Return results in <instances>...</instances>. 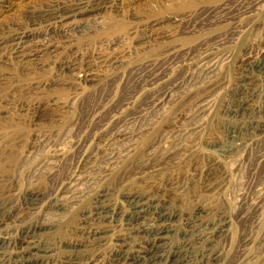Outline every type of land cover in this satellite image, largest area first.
Listing matches in <instances>:
<instances>
[{"label": "rangeland", "instance_id": "1", "mask_svg": "<svg viewBox=\"0 0 264 264\" xmlns=\"http://www.w3.org/2000/svg\"><path fill=\"white\" fill-rule=\"evenodd\" d=\"M72 1L14 0L0 11L3 36L6 28L27 33L19 42L24 51L35 48L36 39L52 45L34 62L0 50V160L16 161L5 166L12 196L0 191V200L16 205L27 189L54 190L72 169L82 171L81 189L89 192L118 165L120 181L147 167L131 190L108 185L115 205L118 192H137L163 200L180 220L193 208L203 219L223 214L228 236L217 248L225 263L264 264V73L243 69L264 60V0L250 17L226 22L218 20L223 8L253 0H107L70 43L57 34L47 43L42 27L17 31L28 12ZM206 63L213 66L210 75L201 71ZM118 131L131 137L115 144ZM145 138L150 142L142 149ZM222 140L223 151L217 147ZM147 165L154 169L149 176ZM33 212L21 209L18 217L28 221ZM116 225L123 230L122 222ZM72 234L86 243V236Z\"/></svg>", "mask_w": 264, "mask_h": 264}, {"label": "bare ground", "instance_id": "2", "mask_svg": "<svg viewBox=\"0 0 264 264\" xmlns=\"http://www.w3.org/2000/svg\"><path fill=\"white\" fill-rule=\"evenodd\" d=\"M12 1L14 0H0V11L7 8ZM262 1L263 0H253L249 5L239 7L233 11H226L227 8H223L222 11L224 12V16L218 20H221V22L225 21V19L234 20L240 15L248 18L254 11L258 10ZM106 2L107 0H75L69 3H53L40 11L28 12L24 22L25 27H21L17 31L21 32V30L26 27L34 30L36 29L35 27H42L45 28V30L40 37H43L46 42H50L51 38L53 39L54 35L57 34L58 41L63 40L62 42L64 44L70 43L72 38H75L81 32L82 26L86 22L90 21V19L97 15L102 9H105ZM108 6L109 5H107V7ZM235 6L237 7L238 5ZM248 21L250 23L251 20ZM228 23L229 21L227 24ZM241 24L242 23H240V25ZM3 33V30H1L0 50H10L13 54H18L20 60H30V62L37 61L43 52H47L50 46L52 47V45H45V42L43 44L41 40L38 41L39 39H36L35 42H31V44H34L35 48L30 51H24L26 48L19 46V42L27 38L26 32L13 33L11 28H6L7 35L3 36ZM218 38H220V36H218ZM53 46H55V44ZM208 52L209 55L212 54L210 51ZM209 55H205V57L207 58ZM212 67L210 63H206L204 67L201 68V71L205 75H210L209 73L212 72ZM243 69L245 72L256 71L257 73H264V60L248 63ZM240 70L242 71V69ZM167 92H165V94ZM153 106L155 105L153 104ZM121 131H118L114 136L113 140L115 144H120L122 141L128 140L129 137H131L123 134ZM225 140H222V142L217 145V147L221 148V151H223L222 147L225 148L223 146L225 145ZM149 142V139L145 138L139 147L143 149ZM124 146L123 149L126 147ZM0 151L3 150L0 149ZM142 151L144 152V150ZM221 151H219V153ZM135 155H137V153ZM6 164L8 168H14L16 161L15 159L6 157L5 160H0V191L4 192V196L11 197L14 189L11 190L13 184L11 181L12 178L10 177L11 172L9 171L10 169H6ZM145 168L147 167H142L141 170H145ZM121 169L119 165L118 167L116 166L110 172L109 178L104 182L102 187L99 185V187L91 191L88 190L89 192L83 191V188L81 189L86 178H84L82 171L80 172L76 169H72L71 171L68 170V174L58 180L59 182L54 190L49 189L46 191L43 189L39 190V188L38 190L27 189L19 196L20 200L16 205L7 204L5 197V201L0 200V264H226L223 256L224 253L220 251L221 249L218 250L217 246L221 240L228 236L230 220L227 216L222 214L213 219H209L208 217L203 219V212L200 208H193L188 217H182L180 220V218L177 217L178 215L175 216L169 211L166 206L167 203L163 200L156 199V197L154 198L150 195L142 196L137 192H128L125 194L118 192V197H120L121 202L115 205V202L112 200V189L108 185L114 183L119 188L121 184H124L130 188L136 182L137 176L135 177V175L141 171L130 175L125 180H116ZM151 169L153 168L149 167L146 169L144 175L147 176ZM157 171L158 169L153 172ZM0 195L3 197L2 194ZM38 207L44 208L39 216H34L35 213L37 214L36 208ZM21 209L33 210V217H30L28 221L22 220L18 217ZM119 222H122L123 226V230L120 232L117 231L118 226L116 225L119 224ZM174 222H176V225H173ZM11 225L15 227L18 233L17 236L15 235L16 237L12 235L9 236L7 233V229H9ZM75 231L79 233V235L82 234L86 236V243H82L81 240L74 238V236L71 237L73 235L72 233ZM44 236L52 239V243L48 244L44 242V240H42V238H45ZM4 237L7 238L5 239ZM137 238L141 239V244H139V241L138 244L135 242ZM179 238L181 240H179L180 245L175 243V241H178L176 239ZM61 247L72 250V253H67L69 255L65 256L62 254L57 255L58 251L56 250ZM107 248L108 250L106 251ZM9 249H12V252L9 253ZM100 250H102V253ZM105 253L108 257H106ZM236 263L246 264L240 261Z\"/></svg>", "mask_w": 264, "mask_h": 264}]
</instances>
